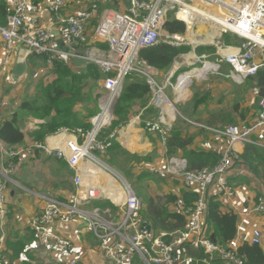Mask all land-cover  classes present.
Segmentation results:
<instances>
[{
	"label": "built area",
	"instance_id": "built-area-1",
	"mask_svg": "<svg viewBox=\"0 0 264 264\" xmlns=\"http://www.w3.org/2000/svg\"><path fill=\"white\" fill-rule=\"evenodd\" d=\"M9 6L8 25L0 27V38L3 40L4 54L1 59L3 71L0 72V87L3 77L7 75L10 57L17 44H25L28 55H48L47 65L52 67L53 60L79 58L87 63H94L101 68L105 76V95L101 97L102 114L91 120L92 128L84 131L63 129L53 137V145L36 143L30 147H9L0 139V154L10 159L29 158L35 150L49 156L65 160L75 172L74 184L78 190H83L73 200V206L63 210L61 204L53 195L45 196V208L37 214L31 224L34 241L42 249L54 255V264H79L75 243L55 229L57 223H66L75 219L87 221L91 231L100 241V250L105 254L110 264H135L138 257L143 264H212L208 259H197L192 252L204 250L207 255L219 254L227 264H244L238 257L237 249L242 243L231 241L226 247H220L210 241L206 234L208 197L211 188L218 185L226 188L227 175L233 165L231 154L223 157L215 168H204L200 171H190L188 160L178 156L167 158V165H153L149 172L160 178L174 177L179 179L186 189H195L198 198L194 205L186 206L183 198L177 199L175 206L178 212H184L188 224L184 231L169 235L156 236L141 216L143 202L125 178L104 160L112 147L113 136L105 132V128L114 120L113 107L122 95L126 79L131 74L141 75L151 90L149 107L158 111L156 123H145V128L151 133H159L164 145H167L168 133L179 117L177 105L167 95V90H177L180 95L193 81L206 80L211 75H222V66L229 65L231 70L226 78L238 84H243L248 78L256 77L264 63L258 62V51L264 52V0H129L126 12L105 10L98 16L94 27L96 40L108 43L109 51L89 49L85 53L77 51L79 47L89 44L88 27L95 13L99 11L98 4L81 13L63 19L61 9L65 0H7ZM235 4V5H234ZM214 8H222L226 13H214ZM49 11L62 24V42L66 49L55 45L53 33L42 28L40 14ZM217 17L218 20L215 18ZM170 19L185 24V35L168 34L164 27ZM221 20L223 22H221ZM211 25L206 33L195 34V28ZM204 41L211 39L209 45L215 49L213 62L209 55L195 56V61L201 64L199 76L188 78V72H183L175 79L176 71L168 73L164 81H159L158 70L139 60V52L143 48L154 47L161 43L180 47L188 45L189 33ZM225 36L240 39V46L231 45L224 40ZM28 37V38H27ZM208 43V42H204ZM191 46V43H190ZM194 50L199 46H191ZM69 50H75L78 55H72ZM193 67L196 62L184 61L183 65ZM178 62H176V67ZM209 66V67H207ZM193 71V70H192ZM196 79V80H195ZM260 97L258 88L252 90ZM260 112L251 125H229L225 128H215L204 123L180 119L189 126L207 131L217 136L228 138L232 146L252 143L251 138L264 131V97H260ZM2 103L0 101V112ZM4 118L0 114V130ZM169 131V132H168ZM168 132V133H167ZM73 138H61L65 135ZM61 143V144H60ZM96 169L107 173L112 180L120 181L123 196H108L101 190V181L95 179ZM9 170V169H8ZM5 170V173H8ZM103 187V186H102ZM108 187V186H107ZM103 195L116 206L124 210L120 218L113 215L111 208L93 207L94 201L102 200ZM6 184H0V221L10 213L8 208ZM186 209V211H185ZM251 213L264 216V196L257 199ZM165 239V237H167ZM262 233L253 229L249 240L244 242L261 245ZM243 242V243H244Z\"/></svg>",
	"mask_w": 264,
	"mask_h": 264
},
{
	"label": "crops",
	"instance_id": "crops-1",
	"mask_svg": "<svg viewBox=\"0 0 264 264\" xmlns=\"http://www.w3.org/2000/svg\"><path fill=\"white\" fill-rule=\"evenodd\" d=\"M119 1L120 0H117L116 4L105 3L100 5L99 11L95 13V17L91 20L88 27L90 45L96 40L94 37V27L97 24L98 16L105 10L110 9L120 12L127 11L129 7L128 0H123L118 3ZM87 2L89 6L84 10L91 8L93 4H97L94 3V0L93 3L92 0H85L84 3L81 0H76V4L74 0H65V6L60 11V16L63 19H67L70 16L83 12L84 10L79 9H82ZM40 17V25L42 28L50 30L53 33V43L57 46H62L61 33L63 31V24L47 10H44L43 13L40 14ZM92 24H94V26H92ZM224 38L228 44L236 43V46L241 45L239 42L240 39L231 36H225ZM191 41L197 42L196 39ZM3 48V40L0 38V60L4 54ZM27 51L28 49L25 44H17L11 54V62L8 66L3 87L5 104L0 112L3 118L11 117L12 114L16 112V114L19 115L20 104L25 100L36 99L42 86L52 80L50 68L44 62V59L35 55L33 56L32 54L28 55ZM195 56L200 55L196 53V49L194 50L192 48L189 54L183 55L176 61L178 62L177 67L175 62L169 72H158L159 81H164L168 73L176 71L174 76L176 78L179 74L186 72V68H192L185 64L180 68L179 65L186 60L197 63V61H195ZM211 59L215 62L218 57L213 56ZM257 59L258 62L264 63V52L260 53ZM21 61H24L26 64V72L23 76L15 79V68ZM70 64L74 70H80L85 66L84 61L79 58H71ZM80 64L82 67H80ZM223 66L227 67L225 70L230 72L229 65L224 64ZM44 67H47V71ZM222 72L224 73V71ZM38 75L41 77H38ZM44 75H46V78L49 77V79L43 78ZM209 78L210 77L206 80L193 81L181 95L177 90H171L174 94L173 100L184 115L191 119L198 118L199 121L209 125L212 124L214 127H220L228 123L247 127L256 121L260 112V98L256 96L252 90H247L248 86L242 88V84H238L229 78L227 79L232 82L233 88L229 89L232 98L228 105H226L223 100L217 99V107L211 106L215 98L209 92L205 91L213 88V84L195 89L192 95H190V89L198 87L195 85L196 82H207ZM202 89H204V91H202ZM103 92H106L104 80L99 82L98 87L94 86L92 83V89L90 88L87 96H84L85 100L80 101L75 106V110L79 114L78 116L80 119H89L91 122V119L97 115L99 100L97 101L94 99L97 94H104ZM223 95L226 96L225 93ZM92 105H94V107ZM133 109L134 112L130 111L128 119L122 126L113 131L111 127H106L105 132L113 136L114 142L120 146L121 149L115 150L117 154L124 158L126 156L128 159H134V157H139L141 159V161L137 162L130 161V166L131 174L134 178L133 181L143 183L150 178L152 180L153 176L150 175L148 169L153 165L160 167L167 165L169 150L174 153V155L186 159L187 153L178 148L169 149L168 142L167 145H164L163 138L159 133H151L146 130L144 119L146 120V118L150 119L153 117L147 115L146 111L147 109H153L152 107L148 105L147 109H142L139 105H135ZM199 110H203L200 117L197 116V111ZM19 120L20 127L25 134L23 147H30L36 143L54 144L52 137L55 134L47 136L43 142L34 141L33 132L39 122L33 117L25 116ZM181 120L180 118L177 119L170 132L176 129V131H180L182 138H191L192 144L189 145L187 149H199L216 153L221 157L219 163L222 161L223 157L231 154L230 159L233 165L227 175L226 188L214 185L210 190L209 197H215L216 200L221 203L223 213L234 212L239 217L237 238L240 243L249 240L252 230L258 229L263 236L261 245L264 249V216L255 215L251 213L249 209H253L257 203V199L264 196V165L258 168L259 171H255L253 167L240 159L244 153L245 146L248 144L258 146L264 150V131H260L257 135H254L251 138L252 143L244 145L236 144L232 146L228 138L212 135V133L201 130H193L191 127L189 129L190 131H188L185 125H180L179 121ZM49 121L50 119L48 118L43 122L47 123ZM186 126L189 125L187 124ZM70 138H73V136L65 134L60 142L63 143L65 139ZM124 153L128 154L125 155ZM105 157L106 159L109 158L107 155ZM239 159L240 161H238ZM0 170L3 172H0V184L8 181L7 178L13 177L12 180L9 179L8 181L13 185L6 183L8 196L7 204L11 213L3 221H0V264H54L53 253L42 249L33 240L31 224L34 217L45 208V196L48 194L53 195L58 200L63 210H67L73 206V200L83 191L81 189L78 190L74 184L75 172L65 160L59 159L54 155L49 156L38 150H35L30 158L28 155V157L20 160L2 157L0 154ZM5 170H8V173H5ZM107 178L109 181H106L104 178L98 180L103 182V184L109 182L115 185L114 180H111L109 176H107ZM159 179L163 180L164 178ZM165 179L164 181H160V186L153 183L149 184V181H147L143 184L145 186L143 191H141L142 186H139L137 189L138 194L135 192L137 196H141L143 202L141 213L145 218L148 216L146 211L150 200L153 199L161 203L158 199L159 197L167 198L168 196H175L177 199H180L183 198L184 193L195 192V189H186L179 179L174 177ZM148 188L150 189V193H148ZM153 188L154 192L152 191ZM12 191L15 193L14 196L12 195ZM107 195L111 197L115 195L121 197L123 191L120 186H117L116 190L112 187ZM18 200H21L22 205L18 203ZM92 205L111 208L113 210V215L117 219L120 218L124 212L122 207L120 208L109 201L106 195H103L102 200L94 201ZM115 208L118 210L115 211ZM169 211L171 213H178L175 203L169 205ZM55 229L69 237L75 243L79 264H110L105 254L100 250V241L91 231L87 221L77 218L74 221L64 224L57 223ZM206 229L207 236L211 235L212 232L208 229V225ZM22 251L24 252L22 253ZM197 251H193L194 254ZM197 259H199V257H197ZM199 264H201V262Z\"/></svg>",
	"mask_w": 264,
	"mask_h": 264
},
{
	"label": "trees",
	"instance_id": "trees-1",
	"mask_svg": "<svg viewBox=\"0 0 264 264\" xmlns=\"http://www.w3.org/2000/svg\"><path fill=\"white\" fill-rule=\"evenodd\" d=\"M94 3L97 2L94 1ZM8 16V2L7 0H0V27L4 28L8 25ZM92 26H94V24H92ZM65 27L66 25L63 26V28ZM164 30L171 35H185L186 26L180 21L170 19L166 23ZM92 48L100 49L105 53L109 51L108 43L99 40H95L91 45L90 43L87 44L86 47H79L77 48V51L85 53ZM191 51L192 47L190 45L176 47L161 43L157 46L140 50L139 60L147 63L159 72H169L176 61H178L183 55L189 54ZM208 51H213L214 53L215 49L204 46L196 48V53L200 56ZM32 55L41 57L47 64L49 59L48 55ZM80 67H82L81 64ZM50 74H52V80L42 86L36 99L23 101L20 104L19 115L16 114V112L15 114H12L11 117L4 119L0 130V139L7 146L18 147L24 145L25 134L20 127L19 119L25 116H31L39 122L33 132L35 142H43L47 136L56 134L63 129L71 131L82 129L87 131L92 128V123L89 119L85 120L79 118L75 106L80 101L85 100L84 96H87L90 88L92 89V83L94 86L98 87L99 82L105 79L101 68L94 63H87L82 69L74 70L70 64V59H56L53 60ZM245 85L248 86L247 90H253L255 87L258 88L260 91V97H264V68L259 70L256 77L248 78ZM101 96L102 93L97 94L94 100L98 101ZM150 99L151 90L146 80L138 74L129 75L126 79L122 95L113 110L115 118L111 125L112 131L125 123V119H128L130 111L135 105H139L142 109H147ZM146 113L147 115L153 116L150 119L158 116V113L154 108L147 109ZM48 118L50 121L44 123L43 121ZM179 123L181 126L187 125L183 120L179 121ZM228 124L232 125L233 123ZM205 125L214 127L212 124L209 125L206 123ZM225 125L226 124L218 128L229 126ZM172 131L168 133V148H178L187 153L188 169L190 171H200L204 168H215L218 165L221 159L218 154L199 149H187V147L192 144V139L182 138L180 131H176V129ZM112 142V147L107 153V156H109L107 159L110 163L109 165L112 167L114 166V169L115 167H124V171L122 170L123 173L119 171L120 174L123 176L126 174L131 178L130 161L137 162L141 161V159L139 157H134V159L122 157L115 152L116 149H121L120 146L115 143L114 140ZM124 154L127 155L128 153ZM167 156L170 157L176 155L169 150ZM240 159L253 167L255 171H259L258 168L264 165V150L258 146L248 144L245 146L244 153ZM240 159L238 161H240ZM112 185L113 184H106L103 193L107 195L113 187ZM197 198L198 195L195 192L183 194V201L188 207L194 205ZM159 201H161V203L156 202L153 199L150 200L146 211L148 214L147 218H145L142 213L140 214L141 218L147 222L151 229L154 230L155 235L162 236L178 231H184L188 224L187 215L183 211L178 213H171L169 211V205L175 203L177 198L175 196H168L164 204L161 199H159ZM92 206L95 207L94 205ZM114 210L117 211L118 209L115 208ZM238 221L239 217L234 212L223 213L221 203L217 201L215 197H208L207 225L208 229L212 232L208 238L212 243L220 247H226L231 241L235 240L238 233ZM167 238L168 236L165 237V239ZM23 252L24 251H22V253ZM236 253L238 257L243 260L244 264H264V249L262 245L244 242L237 249ZM192 254L196 258L199 257L200 260L205 258L209 261L211 260L212 264L227 263V261L219 254L213 256L207 255L204 250L197 251L195 254L192 252ZM135 264L143 263L137 257Z\"/></svg>",
	"mask_w": 264,
	"mask_h": 264
},
{
	"label": "rangeland",
	"instance_id": "rangeland-1",
	"mask_svg": "<svg viewBox=\"0 0 264 264\" xmlns=\"http://www.w3.org/2000/svg\"><path fill=\"white\" fill-rule=\"evenodd\" d=\"M75 1V4H76V0H74ZM83 3H84V1L85 0H81ZM94 1H96L98 4H99V7H100V5H103V4H105V3H114V4H116L117 3V0H94ZM123 0H120L118 3H120V2H122ZM128 2H129V0H128ZM92 3H93V0H92ZM235 5V4H234ZM89 5H88V2H87V4L86 5H84L83 7H82V9H79V10H84V9H86L87 7H88ZM63 9V8H62ZM61 9V10H62ZM201 24H203L202 22H201ZM202 26V25H201ZM201 26H197L196 28H195V34L197 35V34H202V33H205V29H201V31L200 32H198L199 31V29L201 28ZM205 26V28H206V30H207V32L210 30V27L209 26H211V25H204ZM209 41H212L211 39H209V40H206V41H204V39H197V42H193V41H191L190 40V42H189V44L188 45H190V43H191V46H199V47H201V46H204V47H213V46H211V45H209V43H211V42H209ZM204 42H208V43H204ZM240 43L242 42V41H239ZM231 45H237L236 43H230ZM212 53H213V51L212 52H205L204 54H206V55H209V56H214V55H212ZM2 58V57H1ZM213 58V57H212ZM212 60V59H211ZM213 61V60H212ZM201 67V64L199 63V64H195L192 68H186L185 70H186V72H188V73H191V72H193V71H197V70H194V69H196V68H200ZM44 69L47 71V67H44ZM225 69H227V67H225V66H223V69H222V71H224V73L222 74V75H211L210 76V78H209V81H207V82H203V81H201V82H196V84L195 85H197L198 87L196 88V87H194V88H192V89H190V92H191V94L190 95H192V93L194 92V90L195 89H200V88H202V87H206L207 85H210V84H213V88H211V89H209V90H206L205 92H209L214 98H215V101L214 102H212L211 103V106L212 107H217V105H216V101H217V99L218 100H223L224 102H225V104L226 105H228V103H229V101L231 100V98H232V96L230 95V93H229V89H232L233 88V84H232V82L231 81H229L227 78H226V75H228L230 72L227 70H225ZM8 70V69H7ZM193 70V71H192ZM230 70H231V68H230ZM1 71H3V66H2V62H1V60H0V72ZM34 77V76H33ZM38 77H41L40 75H38ZM43 78H45V79H49V77H47L46 78V75H44L43 76ZM176 80H177V77L173 80V83L174 82H176ZM4 81H5V76L3 77V82H2V86L0 87V101H1V103H2V108L4 107V104H5V99H4V96H3V87H4ZM246 82V81H245ZM245 82L242 84V88H245L246 87V85H245ZM202 91H204V89H202ZM104 94H102V96H104L105 95V92H103ZM225 93V95L226 96H224L223 94ZM167 95L170 97V99L171 100H173V97H174V94H173V92L171 91V89L169 88L168 90H167ZM101 96V97H102ZM191 99V98H190ZM93 107H94V105H92ZM177 107V106H176ZM98 113H97V115L96 116H98L99 114H102V106H101V98L99 99V103H98ZM114 108V107H113ZM134 108V107H133ZM131 109V112L133 111L134 112V109ZM177 109H178V113H179V117L178 118H180L181 116L183 117V118H186V119H189V117H187L186 115H184L180 110H179V108L177 107ZM202 111L203 110H199V111H197L198 112V114H197V116L198 117H200V115H201V113H202ZM134 114V113H133ZM95 116V117H96ZM3 117V116H2ZM95 117H93V118H95ZM5 118H8V117H4V119ZM92 118V119H93ZM157 116H155L153 119H148V118H146V120L144 119V122L145 123H148V122H150V123H156L157 122ZM91 119V120H92ZM191 119V118H190ZM127 119H125V121H126ZM124 121V122H125ZM191 121H197V122H201V121H199V119L198 118H195V119H191ZM112 123H113V121L110 123V124H108V128H110L111 127V125H112ZM127 123V122H126ZM202 123H204V122H202ZM206 124V123H205ZM227 125H229V124H226L225 126H227ZM232 125H237V124H232ZM190 127L191 126H186L185 125V128L188 130V131H190L189 129H190ZM106 129V128H105ZM191 129H193V130H198V131H200V129H198V128H195V127H191ZM202 131V130H201ZM169 132V131H168ZM167 132V133H168ZM205 132H207V131H205ZM209 133V132H208ZM212 135H214V134H212ZM126 157V156H125ZM104 160H105V162L109 165L110 163L107 161V159L104 157ZM6 165H7V163H6ZM110 167H112L111 165H109ZM114 167V166H113ZM112 167V168H113ZM124 168V167H123ZM123 168H117V167H115V169L117 170V172L120 174V172L121 173H123ZM123 170V171H122ZM95 171V170H94ZM120 171V172H119ZM148 171H149V169H148ZM148 171H145V172H148ZM0 172L1 173H3L2 172V170H0ZM135 172V171H134ZM135 173H138V172H135ZM135 173H133L134 175H136ZM150 173V172H149ZM99 173H97V171H95V179L96 180H98V178H97V175H98ZM150 175H152L151 173H150ZM4 176V175H3ZM123 176V175H122ZM125 176V177H124ZM123 177L125 178V180L126 181H128L129 183H130V185L132 186V188L135 190V192L137 193V189H138V187L139 186H142V190L141 191H143L144 189H145V186L143 185L144 183H146L147 181H149V184L150 183H153V184H156L157 186H160L161 185V182L160 181H164V179L163 180H160L159 178L160 177H158V176H156V175H152L153 176V178H152V180H151V178L150 179H148V180H146L145 182H143V183H139V182H135V181H133V177H129V176H127L126 174L124 175ZM5 177V176H4ZM107 174L106 173H104L103 174V178L106 180V181H109L107 178ZM110 177V176H109ZM5 178H7V177H5ZM111 178V177H110ZM9 179L10 180H12L13 179V177H9V178H7V180L9 181ZM162 179V178H161ZM112 180V179H111ZM165 180H167V179H165ZM3 181V180H2ZM8 181H6V182H3L4 184H6V183H9ZM115 182V185L113 184V188H114V190H116L117 189V186H119V184H120V181L119 180H117V179H115L114 180ZM166 182V181H165ZM10 185H13L12 183H9ZM101 184H103V182H101ZM108 184H110L109 182L107 183V185ZM152 191L154 192V188L152 189ZM148 193H150V189L148 188ZM138 194V193H137ZM54 197V196H53ZM138 197L141 199V196H139L138 195ZM55 198V197H54ZM158 199H161L162 200V203L164 204L165 202H166V197H159ZM110 201V200H109ZM140 216V215H139Z\"/></svg>",
	"mask_w": 264,
	"mask_h": 264
},
{
	"label": "bare ground",
	"instance_id": "bare-ground-1",
	"mask_svg": "<svg viewBox=\"0 0 264 264\" xmlns=\"http://www.w3.org/2000/svg\"><path fill=\"white\" fill-rule=\"evenodd\" d=\"M227 2L229 3V0H227ZM214 13L217 15V14H219V13H226V12H225L224 9H222V8H214ZM215 18L218 20L217 17H215ZM221 22H223V21L221 20ZM204 25H205V24H202V26H201V28L199 29L198 32H200L201 29H205V33L207 32V30H206V28H205ZM188 37H189L190 40H195V39H196L195 36H193V35L191 34V32L189 33ZM207 67H209V66H207ZM205 71H206V70H204L203 72H199L198 70H197V71H193V72H191L190 74H188L187 77H188L189 79H190V78L192 79L193 77L199 76L201 73H205ZM92 167H93V169H94L95 171H97V173H99V174L97 175V178H98V179H103V174H104L105 172H102V171L96 169L94 166H92ZM107 176H109V175L107 174ZM105 185H106V184L101 185V190H102V191L105 189ZM102 186H103V187H102ZM122 196H123V195H121V197H122ZM119 198H120V197H119Z\"/></svg>",
	"mask_w": 264,
	"mask_h": 264
},
{
	"label": "water",
	"instance_id": "water-1",
	"mask_svg": "<svg viewBox=\"0 0 264 264\" xmlns=\"http://www.w3.org/2000/svg\"><path fill=\"white\" fill-rule=\"evenodd\" d=\"M27 38H28V37H27ZM62 46H63L64 49H66L63 43H62ZM62 46H61V47H62ZM69 52H70L72 55H78V52L75 51V50H69ZM260 52H261V51H258V55L260 54ZM25 72H26V64L24 63V61H21L20 63L17 64V66H16V68H15L14 78L17 79V78L23 76V75L25 74ZM111 113H112V115H113V110H112ZM12 195H13V196L15 195V193H14L13 191H12ZM18 203H19L20 205H22L21 200H18Z\"/></svg>",
	"mask_w": 264,
	"mask_h": 264
}]
</instances>
